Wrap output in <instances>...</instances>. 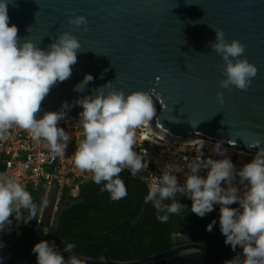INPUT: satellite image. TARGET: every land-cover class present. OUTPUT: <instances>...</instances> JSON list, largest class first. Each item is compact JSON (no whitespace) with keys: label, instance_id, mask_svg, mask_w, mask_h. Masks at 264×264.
I'll list each match as a JSON object with an SVG mask.
<instances>
[{"label":"water","instance_id":"1","mask_svg":"<svg viewBox=\"0 0 264 264\" xmlns=\"http://www.w3.org/2000/svg\"><path fill=\"white\" fill-rule=\"evenodd\" d=\"M7 9L9 25L18 28L23 40L47 49L68 31L81 44L71 77L52 88L37 118L44 112L62 111L63 103L71 107L62 120L77 117L82 108L75 101L112 82L125 94L151 93L157 117L150 126L162 137L181 142L206 138L250 154L258 151L257 142L264 148V0H11ZM73 14L85 16L87 27L70 25ZM215 28L223 30L227 42L235 39L244 44L241 58L257 68L247 91L218 87L224 62L211 50ZM86 74L93 80L83 92L74 91ZM217 91L224 94L222 105ZM57 195L53 181L38 226L49 221ZM64 208L53 217L54 227ZM37 225L35 233L43 237ZM239 254L204 240L131 260L110 259L105 253L97 258L64 257L75 255L84 264H228ZM0 264H37L36 254L4 243Z\"/></svg>","mask_w":264,"mask_h":264},{"label":"clouds","instance_id":"2","mask_svg":"<svg viewBox=\"0 0 264 264\" xmlns=\"http://www.w3.org/2000/svg\"><path fill=\"white\" fill-rule=\"evenodd\" d=\"M10 2L0 0V138L16 126L27 131L34 141L43 140L54 156H62L70 136L59 127V121L71 106L63 103L62 111L44 112L39 118L37 114L52 88L71 77L81 44L68 31L61 32L47 49L21 39L18 28L8 23ZM68 23L86 28L88 21L83 15L73 14ZM214 31L211 50L224 62L221 69L224 78L218 80V87L247 91L257 75V68L241 58L245 45L235 39L227 42L222 29ZM92 80V75L86 74L74 86V91L83 92ZM93 92L94 95H85L75 101L82 108L78 120L82 138L73 153V163L81 172L91 173L95 184L103 183L101 192L107 191L111 200L118 201L127 195L125 183L120 178L123 170L136 175L147 167L143 156L134 151L136 130L150 126L157 117V110L148 91L125 94L109 82ZM223 96V92L217 91L216 98L221 105ZM255 147L258 151L254 158L236 169L218 142L214 151L223 158H206L187 164L183 183L177 173L184 169L166 165L162 174L150 184L144 202L152 203L156 219L161 223L167 222L170 215H179L185 208L177 196L190 199V211L199 217L219 205V226L224 243L233 251L240 248L243 257L239 254L228 264H264V148H259V142ZM202 169L207 170L206 176L200 175ZM233 204L238 207H229ZM38 211V205L25 186L0 175V231L11 225L10 217L26 223L35 218ZM25 212L27 219H24ZM211 228L212 225H208L209 231ZM74 247L67 243L63 250L71 252ZM32 252L36 254L37 264H84L75 255L65 259L48 241L36 243Z\"/></svg>","mask_w":264,"mask_h":264},{"label":"trees","instance_id":"3","mask_svg":"<svg viewBox=\"0 0 264 264\" xmlns=\"http://www.w3.org/2000/svg\"><path fill=\"white\" fill-rule=\"evenodd\" d=\"M120 178L125 183L127 195L118 201L111 200L107 191L101 192L103 183L97 185L92 178L79 185L75 196L68 188H63L59 202L65 208L58 216L57 225H52L43 237H38L34 230L43 205V183L26 185L39 211L26 223L20 220L19 232L4 235L2 241L31 254H35L33 246L43 240L54 244L63 256L78 254L97 258L105 253L114 260H131L180 243L204 240L212 246L232 249L224 243L225 237L220 231L219 205H214L213 211L199 217L190 211V199L177 196L185 208L179 215H170L167 222L161 223L156 219L157 212L152 203L144 202L148 190L143 182L123 172ZM27 217L25 212L24 219ZM210 224L211 231L208 230ZM67 243L75 247L66 253L63 249ZM236 250L241 251L240 248Z\"/></svg>","mask_w":264,"mask_h":264},{"label":"built area","instance_id":"4","mask_svg":"<svg viewBox=\"0 0 264 264\" xmlns=\"http://www.w3.org/2000/svg\"><path fill=\"white\" fill-rule=\"evenodd\" d=\"M78 120L79 116L59 121V127L63 128L70 136L62 156H54L43 140L34 141L27 131L16 126L10 128L0 138V175L12 178L23 186L45 184L43 201L46 190L53 181H56L58 195L55 206L63 188H68L70 193H72V189L77 192L81 183L92 178L91 173L81 172L73 163V153L82 138ZM136 132L134 151L143 156L147 167L136 175H131L127 169L123 170V173L139 179L147 190L150 184L162 174L166 165L172 164L184 169L183 172L177 173L179 181L183 183L184 175L188 171L187 164L200 159L223 158L214 151L218 142L206 138L198 137L191 142L167 139L157 134L151 126H142ZM221 146L226 150L225 156L232 161L236 169L250 162L255 156V154L223 144ZM206 173L207 170L202 169L200 175L206 176ZM55 206L52 212H54ZM10 219L11 225L4 231H0V245L5 243L2 241V237L13 232L17 227L19 220L15 217H10Z\"/></svg>","mask_w":264,"mask_h":264},{"label":"flooded vegetation","instance_id":"5","mask_svg":"<svg viewBox=\"0 0 264 264\" xmlns=\"http://www.w3.org/2000/svg\"><path fill=\"white\" fill-rule=\"evenodd\" d=\"M78 192V191H77ZM77 192L76 193H71V195L72 196H75L76 194H77ZM61 207H62V205L60 204V202L58 201V203L56 204V206H55V210H54V212H52L51 213V215H50V218H49V221L48 222H44V223H42V224H39V229L37 230V232L40 234V235H43V236H46L49 232V229H50V227L53 225V223H54V221L53 220H51V217H54L55 215H56V213L58 212V210L59 209H61ZM19 225H20V220L18 221V224H17V227H16V229H14L13 230V232H16V233H18L19 232ZM47 232V233H45V231Z\"/></svg>","mask_w":264,"mask_h":264},{"label":"rangeland","instance_id":"6","mask_svg":"<svg viewBox=\"0 0 264 264\" xmlns=\"http://www.w3.org/2000/svg\"><path fill=\"white\" fill-rule=\"evenodd\" d=\"M71 192H72V193H76V190H75V189H72ZM36 227H37L36 229H39V228H40L38 225H37ZM35 231H36V230H35Z\"/></svg>","mask_w":264,"mask_h":264}]
</instances>
